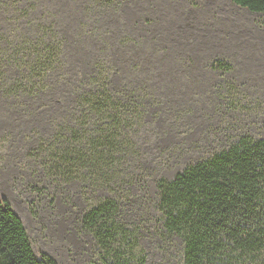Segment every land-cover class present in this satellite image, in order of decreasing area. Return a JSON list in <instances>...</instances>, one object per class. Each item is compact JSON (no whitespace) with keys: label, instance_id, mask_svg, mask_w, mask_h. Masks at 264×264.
I'll return each mask as SVG.
<instances>
[{"label":"trees","instance_id":"obj_1","mask_svg":"<svg viewBox=\"0 0 264 264\" xmlns=\"http://www.w3.org/2000/svg\"><path fill=\"white\" fill-rule=\"evenodd\" d=\"M228 1L264 14V0ZM147 18L125 28L120 0L0 2V149L24 145L42 183L102 193L80 225L103 264H144L141 241L150 233L178 246L182 264H264V138L243 134L204 151L171 179L156 180L149 196L151 160L175 155L159 147L169 133L158 131L153 99H184L183 87L174 97L175 79L197 86L210 75L219 83L204 94L231 114L235 88L229 61L196 69L193 56H173L150 36ZM116 76L124 81L113 89ZM0 264H56L35 254L2 197Z\"/></svg>","mask_w":264,"mask_h":264},{"label":"rangeland","instance_id":"obj_2","mask_svg":"<svg viewBox=\"0 0 264 264\" xmlns=\"http://www.w3.org/2000/svg\"><path fill=\"white\" fill-rule=\"evenodd\" d=\"M70 1L56 0L58 6ZM120 1L125 28L148 16L154 20L150 36H156L169 53L193 56L196 69L214 57L233 65L228 77L235 88L231 114H225L212 95L204 94L210 85L219 83L210 75L195 80L197 86L190 79H175L174 97L183 87L184 99H153L150 112L160 116L158 131L169 133L159 147H169L176 155L151 160L148 193L153 197L156 180L171 179L184 165L202 158L204 151L217 150L243 134L264 138V14L250 13L227 0ZM58 30L68 31L66 26ZM178 66L170 64L171 69ZM190 74L198 79L200 73L190 70ZM122 81L114 77L112 88L122 86ZM181 111H186V117L179 120ZM218 131H225V136H217ZM17 147L0 149V197L21 219L35 254H45L56 264H103L93 236L80 225L82 215L102 193L84 190L76 183L40 182L35 178L37 167L24 161V145ZM155 149H149L148 159L157 154ZM141 247L144 264H182L179 247L165 245L153 233L143 237Z\"/></svg>","mask_w":264,"mask_h":264},{"label":"crops","instance_id":"obj_3","mask_svg":"<svg viewBox=\"0 0 264 264\" xmlns=\"http://www.w3.org/2000/svg\"><path fill=\"white\" fill-rule=\"evenodd\" d=\"M228 1V0H227ZM230 2V1H229ZM245 10V9H244ZM215 58H218V57H214L213 59H215ZM220 58V57H219ZM212 59V60H213ZM220 59H222V58H220ZM228 61V60H227ZM231 64V63H230ZM232 65V64H231ZM233 66V65H232ZM233 73V72H232ZM232 73H231V75H232Z\"/></svg>","mask_w":264,"mask_h":264},{"label":"flooded vegetation","instance_id":"obj_4","mask_svg":"<svg viewBox=\"0 0 264 264\" xmlns=\"http://www.w3.org/2000/svg\"><path fill=\"white\" fill-rule=\"evenodd\" d=\"M231 3V2H230Z\"/></svg>","mask_w":264,"mask_h":264}]
</instances>
